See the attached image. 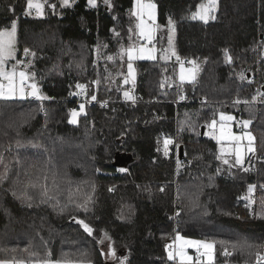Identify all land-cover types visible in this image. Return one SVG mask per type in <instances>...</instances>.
<instances>
[{
	"label": "trees",
	"instance_id": "obj_1",
	"mask_svg": "<svg viewBox=\"0 0 264 264\" xmlns=\"http://www.w3.org/2000/svg\"><path fill=\"white\" fill-rule=\"evenodd\" d=\"M154 2L159 24L164 26L169 17L175 22L176 54L200 65L195 84L177 80L175 56L166 61H134L135 84L123 83L120 68L127 58H120L121 48L131 38L133 0H111L112 7L104 0H97L95 7L88 0H73L66 7L60 0H44L43 17L35 11L26 14L27 0H0V28L17 21V56L32 61L30 72L47 97L0 101V153L10 169L8 179L0 183V248L22 250L31 245L43 254L47 250L42 247L43 238L56 257L61 252L87 250L95 264H106L97 241L107 232L116 251L128 258L127 264H174L165 246L176 234L215 242V264H254L256 251L264 253V214L256 215L264 208H258V201L249 207L242 198L249 184L260 185L264 178V105L250 104L256 83L264 91V0H219L217 18L207 24L189 18L204 0ZM165 37H158L160 43ZM25 47L36 56L25 57ZM225 48L233 57L231 64L225 63ZM98 78L101 83L90 86L87 98L72 95L77 82L90 84ZM130 86L148 101L126 100L123 92ZM92 93L97 100L86 104V115L78 118L77 125L69 124L70 110H78ZM237 98L250 103L227 110L235 114L236 121H252L249 129L256 148L263 151L257 174L226 168L216 159L217 142L201 132L219 102ZM101 100H108V106L102 107ZM186 119L190 124L181 131ZM167 137L183 147L179 170L174 143L164 155ZM17 139L45 144L57 168L76 184H83L79 192L74 184L72 195L78 202L92 194L87 215L68 204L66 190L59 199L61 207L68 206L61 212L52 206L54 202H40L39 187L26 188L24 173L39 168L47 157L30 146L17 149ZM72 144L76 146L68 147ZM9 145L11 150L6 151ZM18 172L21 182L17 184ZM25 191L32 197L31 207L18 198ZM189 194H199V208H193ZM261 196L264 201V193ZM72 216L88 222L94 235L84 233ZM244 239L261 247L244 252L248 248L233 250L229 243L232 255H222L223 242ZM16 255L23 258L27 254L20 251ZM0 258H5L3 253Z\"/></svg>",
	"mask_w": 264,
	"mask_h": 264
},
{
	"label": "snow or ice",
	"instance_id": "obj_2",
	"mask_svg": "<svg viewBox=\"0 0 264 264\" xmlns=\"http://www.w3.org/2000/svg\"><path fill=\"white\" fill-rule=\"evenodd\" d=\"M104 3L108 7H112L111 0H104ZM88 4L91 7H95L97 4V0H88ZM219 0H204V2L196 5V11L191 12L190 19L192 20H200L205 24L208 23L209 20H215L217 18L216 13L218 9ZM61 6H70V0H61ZM44 0H27V8L26 14L31 15L34 10L38 17L44 16ZM51 7L55 8V5H51ZM11 11V7H9ZM131 15L136 17L137 23L135 25L138 30V36L140 39L145 41L147 44L151 45L155 40V32L159 29V25L157 24V16H156V4L152 2V0H134L133 10ZM131 31V29H130ZM168 43L169 49L163 50V55L161 59H170L171 56H175L177 62L180 64V76L179 79L181 83L187 81L189 83L195 84L197 81V76L200 72V65L195 61H187V63L191 64V68H185V61H181L180 57L176 54V51L173 47V36L175 33V22L169 17L168 18ZM119 35V34H117ZM17 44V21L12 20L11 26L0 28V101L9 102L14 101L16 99H26L27 97H35L40 100L47 99V97L41 96L39 88L35 82L29 83V81H34L35 73H30V68L32 67V61L28 60L25 63L23 60H17L16 49ZM229 49H223L225 63L231 64L233 62V57L229 54ZM126 52L127 55V75L124 77L123 83L128 84L130 81L135 84L136 74L133 67V61L136 59H150L155 60L156 55L155 49L152 47H146L145 44H141L139 49L135 47H129L128 49H122L121 54L123 55ZM99 46L97 47V56L99 57ZM25 57L36 56V52L32 49L25 47L24 48ZM109 60H112L113 57L109 56ZM15 61L12 64L11 68H8L7 65L11 62ZM95 63V62H94ZM71 66V65H70ZM107 79V77H105ZM240 79L244 80V74L240 73ZM101 80L98 78L94 81H91L90 84H84L77 82L75 87L77 91L72 95L81 96L84 95L86 98L88 97L89 88L92 84L99 86ZM31 89L28 91L27 89ZM123 96L126 100H130L133 103L135 102L136 97L131 94L130 91H124ZM258 97L264 98V93L258 92L257 95H253L251 98L252 102L257 101ZM184 99L183 96L180 97ZM97 100V95L92 93L90 99H86L85 103H81L77 109H71L69 113L68 123L71 125L78 124V118L81 115H86V104L91 103L92 101ZM204 101H202L203 103ZM234 104H249L248 100H240L237 98L233 101ZM107 102H102V107H105ZM41 111L45 112V116L47 117V111L41 106ZM186 117L188 114H185ZM219 120V135L216 136L214 133H205V135H213V138L217 140L218 144H221L220 148L221 155H217V160H222L223 164L228 165L229 168L238 167L241 171L247 173L253 171L255 166L251 163V161L256 157V147H255V137L248 131L251 120L241 119L236 121V118L232 115H226L221 112ZM232 122L236 123V126L240 129L239 133H236L232 130ZM217 121L213 119L209 125L210 128L215 130L217 128ZM190 124L189 120H185L181 122L180 130H184V125ZM47 127V124H45ZM87 135V133H86ZM61 139V138H58ZM227 142L229 147L225 148L223 145ZM246 142V143H245ZM174 143L173 139L167 137L164 139V155H168L169 145ZM15 146L17 149L21 147H28L40 150L41 155H46V159L43 161L42 165L35 170H29L24 173V175L28 178L27 187L37 188L39 187V197L41 203L54 202L53 207H60V211L63 212L64 207L68 205L60 206V195L63 191H68L69 199L68 204H74L75 208L79 210H83L84 214L87 215L89 211V206L93 203V197L91 193H88L84 196V198L80 201H76L73 199L72 195V187L76 184L71 178L67 176L66 172H62L59 168H57L53 154L49 152L48 147L40 143L36 140H29L25 143H22L19 139L16 140ZM178 147V145H177ZM11 150V145L6 151ZM159 151V149H158ZM186 155V153H185ZM229 157V158H226ZM230 157H234V159H230ZM246 162L249 164L248 167H245ZM0 166L3 167L4 171L0 172V183L4 182L8 179L9 176V165L4 161V154L0 153ZM181 167V163L177 161V169ZM118 171L126 172L128 171L126 168H120ZM219 171V169H218ZM41 179L43 183H40ZM20 173H17V179L14 183H20ZM83 184H76V191L79 192ZM93 191L95 189V185H91ZM260 188L264 189V184L259 185ZM257 185L249 184L247 186V195L242 197L244 200L248 201L249 207L254 203L253 193L255 192ZM113 188H110L109 191H113ZM164 187H161L160 191H164ZM13 195H16L13 192ZM21 198L23 201L28 202V206L31 207L32 197L27 194V191L22 193ZM178 198H179V188H178ZM188 200L192 204L193 208H199V194H189L187 196ZM262 207H264V201H262ZM179 215V212L177 213ZM80 228H82L83 232L86 233L89 237L94 235V229L88 222L84 219H78L76 216L70 217ZM177 239H182L177 235ZM42 240V247L47 249L41 254L38 250H35L33 246H28L24 249L18 248H0V253H3L5 258H0V264H95L91 254L87 251H75V252H61L58 257L54 256L53 251L48 248L47 241ZM111 241V237L107 232L103 233V238L97 241L99 244L103 245L104 241ZM231 244L233 250L238 248H253V247H261L248 243L245 241H237V242H223L224 250L222 255L225 257L231 256L232 252L228 251V244ZM186 246H193L196 248L197 253L199 254L195 259L199 262V264H215V256H216V243L215 242H206V241H184L183 244L180 245L178 250L168 251L169 246L166 245L167 258L169 261H174L177 258L180 260V264H188L189 261H193V258L188 256L185 252ZM22 251L27 255L23 258H19L16 254ZM11 253L10 258L8 254ZM101 255H105L106 258H111L117 262V264H127V257L117 256L116 249L114 248L112 243L108 244L107 252H101ZM254 264H264V253L260 251H256L255 253V262Z\"/></svg>",
	"mask_w": 264,
	"mask_h": 264
},
{
	"label": "rangeland",
	"instance_id": "obj_3",
	"mask_svg": "<svg viewBox=\"0 0 264 264\" xmlns=\"http://www.w3.org/2000/svg\"><path fill=\"white\" fill-rule=\"evenodd\" d=\"M60 2H61V0H60ZM73 2V0H70V4ZM152 2L154 3V4H156L155 2H154V0H152ZM133 3H134V0H133ZM133 3H132V7H131V9H130V15H131V12H132V10H133ZM34 11V10H33ZM129 15V16H130ZM156 16H157V7H156ZM130 18L133 20V26L130 28L131 29V31H130V36H131V38H130V41H129V43H128V45L126 46V47H124V48H121V51H122V49H124V50H126V49H128L129 47H135V48H137V49H139V47L141 46V44H145V46L146 47H152V48H154L155 49V55H156V59H158V60H161V61H166V60H170L171 58H173L174 56H171V58L170 59H161V56L163 55V50H165V49H169V43H168V35H169V32H168V22L164 25V26H162L161 24H159L158 23V21H157V24L160 26L159 27V29H157V31L155 32V40H154V42L151 44V45H149V44H147L145 41H143L142 39H140L139 38V36H138V30L136 29V27H135V25H136V23H137V20H136V17H134V16H130ZM11 26V25H10ZM10 26H9V28H10ZM35 35L36 34H34V36L32 37V41L33 42H35L36 41V39H38V37H35ZM166 36L165 38H166V40H165V42L164 43H160V41L158 40V37H161V36ZM50 38V37H49ZM174 39H175V33H174V36H173V47H174V49H175V45H174ZM36 43V42H35ZM76 46L78 47V48H84L83 47V45L81 44V46L80 45H78L77 43H76ZM123 47V46H122ZM16 49H17V44H16ZM127 58V55H126V52L122 55L121 54V59H123V58ZM16 59L17 60H23V59H25L24 57H23V59H19V57L17 56V54H16ZM155 59V60H156ZM137 60H150V59H136V60H134V61H137ZM24 61V60H23ZM134 61H133V67H134ZM174 61L177 63V69H176V75H177V80L181 83V81H180V79H179V76H180V64L177 62V60H176V58H174ZM181 61H184V60H182L181 59ZM25 63H27V61H24ZM15 63V61H11L8 65H7V67L8 68H11V66H12V64H14ZM184 67L187 69V68H191L192 67V65L191 64H187V62H185L184 63ZM259 68L257 67V70H258ZM134 70H135V68H134ZM30 73H32V72H30ZM135 74H136V72H135ZM120 75L122 76V77H124V76H126L127 75V64L126 65H121V68H120ZM257 75H258V72H257ZM258 79V78H257ZM258 81H259V79H258ZM32 82H35L36 84H37V86H38V88H39V85H38V80H37V78H36V76H35V79H34V81H29V83H32ZM110 82V81H109ZM185 82H187V81H185ZM185 82H183V83H185ZM260 82V81H259ZM129 83H131L132 84V82L130 81ZM261 84H259V83H256V92H255V95H257V93L258 92H261V93H264V91H259V89H260V86ZM130 87H132V86H130ZM172 88V87H171ZM28 91H30L31 89L29 88V89H27ZM39 91H40V89H39ZM179 92L180 91H178V89H177V93L179 94ZM40 95L42 96V94H41V92H40ZM27 98H29V97H27ZM259 98L260 97H258V99H257V101L259 100ZM235 99H231V100H222L221 102H219V103H221L220 105H217V107H218V109L215 111V112H213L210 116H209V120H208V123H206L205 124V126H203V128H204V130H203V132L204 133H214V135H216V136H218L219 135V120H220V113L221 112H223V113H225L226 115H232V116H234L235 117V114L233 113V112H231L230 110H227V107H229V109H232L233 107L232 106H239V105H243V106H245V104L243 103H240V104H236V105H232L233 104V101H234ZM128 101H130V100H128ZM257 101H255V102H251L250 104H252L253 106L255 105L256 107H258V106H261V105H264V102H263V104H261V105H256V102ZM83 102H86V98H84L83 99ZM82 102V103H83ZM101 102H107V103H109V101L108 100H101ZM130 102H132V101H130ZM136 102V101H135ZM178 102L177 101H175V104H177ZM216 107V108H217ZM213 119H215L218 123H217V128L215 129V130H213L212 128H210L209 127V125H210V123H211V121L213 120ZM242 119H244V120H247V119H245V118H242ZM236 120H238V118L236 119ZM239 120H241V119H239ZM232 130L234 131V132H236V133H239L240 132V130H237V128L238 127H236V123L235 122H232ZM235 127H236V129H235ZM248 131H251V133H252V130H250V129H248ZM253 134V133H252ZM208 137H210V138H213V135H207ZM254 136V135H253ZM255 137V136H254ZM214 139V138H213ZM216 142H217V140L216 139H214ZM255 141H256V138H255ZM261 143H262V141L261 140H259ZM246 143V142H245ZM255 143V142H254ZM258 143V142H257ZM177 142L176 143H174V157H175V163L177 164V161L179 160V161H181V159L182 158H179V146L177 147ZM72 146H76V145H69L68 147H72ZM181 146V145H180ZM217 146H218V155H221V152H220V148L222 147V145L221 144H218L217 143ZM225 148H227V147H229V144L227 143V142H225V144L223 145ZM255 147H256V144H255ZM256 157L257 158H255V159H253L252 161H251V163L255 166V169L252 171V172H254L255 174H257V170H258V166H257V161L258 160H261L262 159V153H263V151L262 150H259L258 148H256ZM184 151V150H183ZM262 154V155H261ZM226 158H229V157H226ZM230 159H234V157H230ZM221 162H222V160H220ZM223 163V162H222ZM224 166L226 167V168H229V166L228 165H225L224 164ZM245 166L247 167V166H249V164L246 162V164H245ZM237 168V167H236ZM220 171H224V168L222 167L221 169H220ZM261 178H262V176H261ZM262 183H264V178H262ZM261 183V184H262ZM260 184V185H261ZM255 185H257V188H256V190H255V192L252 194L253 195V200H254V202L255 201H258V208H262V196H261V193H264V189H262V188H260L259 187V184H257V183H255ZM245 195H247V191H245V193L243 194V197L245 196ZM245 201V200H244ZM245 203L246 204H248V201H245ZM264 208V207H263ZM258 210H261V209H258ZM255 213H256V211H255ZM264 214V211L263 210H261V211H259L258 213H256V215H258V216H262ZM177 235H179V237H181L182 239H177ZM103 238V235H102V237H101V239ZM227 239H230V238H227ZM231 240V239H230ZM247 241L248 243H250V244H252V240H250V239H244V240H241V241ZM171 241V240H170ZM184 241H193V242H196V241H206V240H200V239H194V238H188V237H184V236H182V235H180V234H176L175 235V239H173V242L171 243V244H168V246H169V248H168V251H175V250H178L179 249V247H180V245L181 244H183L184 243ZM167 242H168V240H167ZM206 242H209V241H206ZM109 243H111L110 241H108V240H105L104 241V243H103V245H101V244H99V247H100V250H101V252L103 251V252H107V247H108V244ZM246 248V247H245ZM190 249H192V250H194V251H196V248L195 247H193V246H186L185 247V252H186V254L188 255V256H190V257H192L193 258V255L191 254V252L189 251ZM254 250V248H248V249H246V250H244V252H252ZM116 253H117V256H120V257H123L122 256V254H120V253H118L117 251H116ZM244 256V255H243ZM102 258H103V260L105 261V263L106 264H117V262L115 261V260H113V259H111V258H106V256L105 255H102ZM177 260V264H180V260H179V258H177L176 259ZM189 263H192V261H189ZM195 263H197V264H199V262L198 261H196ZM244 264H245V262H244Z\"/></svg>",
	"mask_w": 264,
	"mask_h": 264
},
{
	"label": "built area",
	"instance_id": "obj_4",
	"mask_svg": "<svg viewBox=\"0 0 264 264\" xmlns=\"http://www.w3.org/2000/svg\"><path fill=\"white\" fill-rule=\"evenodd\" d=\"M259 87H260V89H259V91H260V90H261V85H260ZM128 91H130L131 94L134 95V96L136 97V99H135L136 102H147V101H148V100H146V99L144 98V96H142L140 93H136L133 87H130V88L128 89ZM179 94H180V92H179ZM151 101H154V100H151ZM203 101L205 102L206 100L203 99ZM92 102H93V101H92ZM263 102H264V98H259V100L256 102V105L263 104ZM106 106H108V103L106 104ZM192 255H193V261H192V263H189V262H188V264H196V263H195V262H196V259H195V258H196L199 254L197 253V251H194V253H192ZM174 264H177V260L174 261Z\"/></svg>",
	"mask_w": 264,
	"mask_h": 264
},
{
	"label": "water",
	"instance_id": "obj_5",
	"mask_svg": "<svg viewBox=\"0 0 264 264\" xmlns=\"http://www.w3.org/2000/svg\"><path fill=\"white\" fill-rule=\"evenodd\" d=\"M204 128L203 126L201 127V132H203ZM183 156V147L179 146V158H182Z\"/></svg>",
	"mask_w": 264,
	"mask_h": 264
},
{
	"label": "crops",
	"instance_id": "obj_6",
	"mask_svg": "<svg viewBox=\"0 0 264 264\" xmlns=\"http://www.w3.org/2000/svg\"><path fill=\"white\" fill-rule=\"evenodd\" d=\"M189 251H190V252H191V254H192V251H193V250H192V249H190Z\"/></svg>",
	"mask_w": 264,
	"mask_h": 264
}]
</instances>
